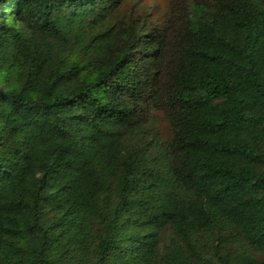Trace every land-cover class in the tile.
<instances>
[{
    "label": "trees",
    "instance_id": "obj_1",
    "mask_svg": "<svg viewBox=\"0 0 264 264\" xmlns=\"http://www.w3.org/2000/svg\"><path fill=\"white\" fill-rule=\"evenodd\" d=\"M0 264H264V0H0Z\"/></svg>",
    "mask_w": 264,
    "mask_h": 264
},
{
    "label": "rangeland",
    "instance_id": "obj_2",
    "mask_svg": "<svg viewBox=\"0 0 264 264\" xmlns=\"http://www.w3.org/2000/svg\"><path fill=\"white\" fill-rule=\"evenodd\" d=\"M1 23H2V20H1Z\"/></svg>",
    "mask_w": 264,
    "mask_h": 264
}]
</instances>
